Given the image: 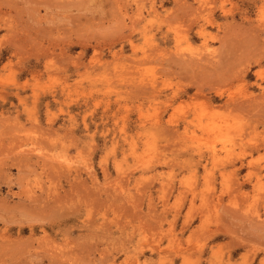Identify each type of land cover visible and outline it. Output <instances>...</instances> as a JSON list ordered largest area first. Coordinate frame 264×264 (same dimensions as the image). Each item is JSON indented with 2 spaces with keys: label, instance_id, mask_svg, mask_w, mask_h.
I'll list each match as a JSON object with an SVG mask.
<instances>
[{
  "label": "rangeland",
  "instance_id": "1",
  "mask_svg": "<svg viewBox=\"0 0 264 264\" xmlns=\"http://www.w3.org/2000/svg\"><path fill=\"white\" fill-rule=\"evenodd\" d=\"M0 264H264V0H0Z\"/></svg>",
  "mask_w": 264,
  "mask_h": 264
}]
</instances>
